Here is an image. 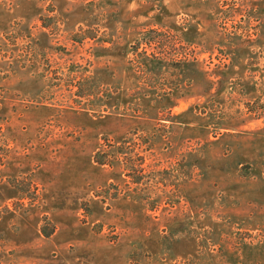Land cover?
I'll return each mask as SVG.
<instances>
[{
  "label": "rangeland",
  "instance_id": "rangeland-1",
  "mask_svg": "<svg viewBox=\"0 0 264 264\" xmlns=\"http://www.w3.org/2000/svg\"><path fill=\"white\" fill-rule=\"evenodd\" d=\"M0 264H264V0H0Z\"/></svg>",
  "mask_w": 264,
  "mask_h": 264
}]
</instances>
